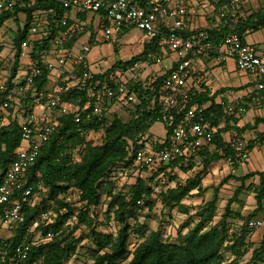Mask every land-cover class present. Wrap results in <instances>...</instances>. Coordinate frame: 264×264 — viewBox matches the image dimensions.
Here are the masks:
<instances>
[{
    "label": "trees",
    "instance_id": "1",
    "mask_svg": "<svg viewBox=\"0 0 264 264\" xmlns=\"http://www.w3.org/2000/svg\"><path fill=\"white\" fill-rule=\"evenodd\" d=\"M139 1L144 7H150V0ZM19 11L25 12L27 19L13 39L16 50L11 64L10 79L21 75L23 71L22 43L30 34L34 12L44 11L48 13L51 30L41 40L31 41L30 48L32 56L43 69V75L37 79L36 87L38 90H46L50 84L51 71L45 67L42 55L52 49L51 39L60 32V27L56 28V24L66 10L59 0H45L34 5L18 3L14 11L2 13L0 26ZM236 16L231 20L233 21ZM256 17H259V14L251 15L234 25L231 22L229 25L223 24L219 29L188 30L187 34L206 31L216 44L229 33H238L244 40L247 30H257L264 25L263 21L255 20ZM161 39V35L151 38L145 44L142 53L126 62L118 60L107 72L98 74L97 77H103L138 60L146 59L151 52L163 55L159 45ZM63 45L66 46L65 42ZM81 75L82 73H79V76ZM69 82L70 80L61 83L66 87L63 92L64 99L80 105L90 100L85 88L70 85ZM160 85V83L144 85L137 82L130 87L136 92L138 100L133 107H126L134 108L128 122H124L118 110L109 111L108 115L100 118L92 115L89 109L80 113V121L76 120L75 113L60 116L55 132L42 146L37 160L26 174L28 186L39 194L40 201L34 206L26 207L25 223L16 225L9 237H0L7 244L4 264H66L84 239L75 237V232L81 225L91 230L90 237L97 247L93 255V264H264V236L258 245H255L250 238L256 230L249 227L252 219L264 214V171L249 172L243 176L229 174L224 177L213 189L212 200L205 203L194 215L189 216V223L194 222L195 217L199 220L193 227H189L186 233L179 234L177 243L165 240L160 230L148 232L146 225L138 222L131 225L128 222L130 215L137 217L145 206L153 210L154 180H162L166 175L173 179L172 173L177 171L187 173L194 169L196 163H201L202 169L193 177H189L185 183H177L175 187H169L159 194L164 206L177 208L188 214L190 207L182 202L186 197L193 196L195 190L196 194L208 190V187L203 186V180L210 173L214 162L232 158L234 166L240 163L237 147L223 138V133L230 130L228 124L234 118L231 116L236 114L228 116L221 104L213 102L205 110L206 120L214 127L225 121L226 126L217 129L210 145L201 148L191 157H177L154 167L137 166L135 151L141 135L161 120ZM210 100L208 94L200 95L193 98L192 105L204 106ZM259 121L264 122V119ZM247 128L248 126L244 127ZM92 134L99 135L100 141L91 138ZM263 140L264 133L245 150L250 152ZM22 143L23 130L17 119L0 127V182L15 160L16 151ZM118 173L126 176L131 173L136 175V181L130 184L127 192H123L122 189L114 192L120 188ZM230 181H237L239 185L228 200L220 220L214 223L220 190ZM103 184L110 188L107 215L114 213L120 224L116 235L94 229L95 218L91 208H97L102 204ZM70 190H76L77 200L72 201ZM246 193H253L256 202L255 209L247 216L232 209L234 202L242 204L241 197ZM43 212L51 214L52 223L47 224V221L41 219L40 215ZM74 216L76 224L69 222ZM36 223L35 229L41 233L40 239H35L31 231V227ZM72 224L74 226H71ZM50 231L54 232L55 236L48 239L47 234ZM133 233L144 240L131 248L130 237ZM27 238L32 242L29 257L22 261L14 260L15 246ZM226 252L232 255L231 259L226 258ZM249 253L250 259L244 262V257Z\"/></svg>",
    "mask_w": 264,
    "mask_h": 264
},
{
    "label": "built area",
    "instance_id": "2",
    "mask_svg": "<svg viewBox=\"0 0 264 264\" xmlns=\"http://www.w3.org/2000/svg\"><path fill=\"white\" fill-rule=\"evenodd\" d=\"M45 0H0V16L5 11H14L18 3L34 5ZM66 13L56 25H70L67 12L76 8L83 12L99 13L103 17V35L108 41H116L126 30L138 29L148 38L161 35V48L173 52L177 59L170 72L164 76L153 73L147 84L160 85V122L167 130L162 140L152 129L146 131L139 139L135 151V163L140 168L154 167L162 162H169L177 157H191L199 150L210 145L217 132L205 117L206 106L192 105L193 94L189 81L194 77L193 68L196 59L205 54L214 53L220 61L234 59L239 70L249 73L252 82L259 91L264 92V58L257 50L244 42L238 33L225 35L219 44L214 43L206 31L187 34V15L190 11L187 0H152L150 7H144L139 0H59ZM202 3L218 4V15L224 25H229L237 15L240 0H200ZM46 12L38 11L34 15L29 36L23 41L22 75L10 79L11 72L0 68V127L17 119L22 126L23 142L16 151V158L9 166L0 182V228L23 224L26 222V207L34 206L40 201L39 194L27 184L28 169L37 160L42 146L55 132L59 118L64 114H77L91 109V114L100 118L109 111L133 107L137 103V94L131 86L144 78V61H136L125 68L117 69L103 77L91 70L87 56L89 47L74 53L63 48L67 31H60L51 39L52 49L45 51L42 60L50 71L62 78L68 74L70 85H79L88 91L89 101L83 105L66 100L63 92L66 87L58 85L53 91L38 90L36 82L43 75V69L31 54L30 42L41 40L51 30ZM47 14V13H46ZM69 28L78 29L80 23ZM6 37L0 32V47L5 45ZM14 50L15 44L13 43ZM148 59L156 64L163 63V56L155 52ZM24 66V67H25ZM23 67V65H22ZM79 73H82L79 76ZM104 73V72H103ZM164 76V77H163ZM163 77V79H161ZM229 115L246 112L243 105L222 104ZM170 132V136L168 135ZM264 147V140L256 144ZM237 156L248 160L250 152L238 143ZM233 163V159H229ZM141 201H139V204ZM41 219L48 218V213H41ZM76 217L69 222L73 223ZM53 220L48 218L47 224ZM37 223L34 225L36 226ZM250 229L264 228V216L256 217L249 222ZM55 233L50 231L47 238ZM32 242L24 239L14 248V260H25L29 257ZM7 257V244L0 238V264Z\"/></svg>",
    "mask_w": 264,
    "mask_h": 264
},
{
    "label": "rangeland",
    "instance_id": "3",
    "mask_svg": "<svg viewBox=\"0 0 264 264\" xmlns=\"http://www.w3.org/2000/svg\"><path fill=\"white\" fill-rule=\"evenodd\" d=\"M92 13V12H91ZM27 19L26 13L23 11H19L13 15L10 19L6 21V23L0 26V32L2 36L7 37L5 41V45L1 47V49H7V53L4 52V60L1 62L0 68H5V70H9L11 66V60H13V52L15 51L12 48L13 37L18 30V28L24 23ZM104 24L101 20H97L92 28V32L94 34V43L92 45L88 44L90 54L92 57V61L90 63L91 69L93 72L100 74L104 72L106 69L111 67V65L118 59L126 62L129 61L133 55L140 52L142 49V43L136 40V37L139 35L138 29H132L130 32L120 35L116 41H108L103 35ZM81 44L75 45L73 48L74 53H78L80 50ZM117 48L119 50L118 54L114 53V49ZM162 53H168L169 50L166 48H161ZM145 74L147 75L150 70H154L158 68V72L161 73L160 65L156 64L155 62H145L144 63ZM120 115L124 122H128L132 117V113L134 112V108L126 109L122 108L119 109ZM153 131L156 134L160 135V138L163 140L166 137L167 130L164 128L161 122H157L154 127ZM91 138L95 139L97 142L100 141L99 135H91ZM26 141L23 142V145H26ZM264 152V147L262 149ZM253 158L249 159L248 162H244L240 168L236 170L237 174H243L245 169L252 164ZM202 169L201 163H196L194 165V169L190 170L187 173L182 171H177L171 174L170 176L166 175L162 180H154L152 185L155 187V193L152 195V200L154 201L155 205L153 210H150L148 207H144L141 212L138 213L137 217L131 216L129 217V223L131 225L136 224L137 222L147 226L148 232L151 230H160L163 234V238L168 242L177 243L179 234L186 233L189 227H193L194 223H196L199 218L195 217L194 222L189 223V216L194 215L199 208H202L205 203L212 200L213 198V189L217 186L220 181L226 177V173L229 171L225 166H219L218 168H211L210 173L205 177L203 180V186L208 187V190L203 192L202 194H196L197 190L193 191L195 193L193 196L186 197L183 200V204L190 207V212L187 214L185 212H181L177 208H171L168 206H164L162 204L161 198L159 194L161 191L167 190L169 187H175L177 183H185V181L189 177H193L198 171ZM120 177H119V176ZM176 175V176H175ZM119 177L118 185L119 189L115 190L114 192L117 193L122 189L123 192H127L129 190L130 184L136 181L135 174L129 175H120L117 174ZM239 183L230 181V183L226 184L220 190V196L218 200V209L216 216L214 218V223L220 220L221 215L225 212V206L228 200L233 196L235 189ZM108 185L103 184L101 186L102 191V204L97 208H91L92 213L95 218V226L94 229L97 231H102L105 233H111L116 235L120 224L115 219L114 213L107 215L108 210V201L110 200L108 197L109 191ZM70 197L72 201L78 199V193L76 190H70ZM64 196V195H60ZM242 204L239 202H234L232 204V209L241 212L243 215L247 216L250 214L256 207V202L254 199L253 193H246L242 197ZM264 215H261L263 217ZM48 218L53 220V217L50 213H48ZM43 219L45 221H48ZM74 224H76L74 222ZM72 224L71 226H74ZM189 224L187 227L186 225ZM14 227L4 226V228H0V237H7V235H11L15 229ZM31 231L33 232V237L35 239L41 238V233L35 229V226L31 227ZM91 230L88 229L86 226L81 225L79 229L75 232V237H83V241L79 244L77 248V252L68 260L66 264H93V255L97 251V247L92 242L90 237ZM264 236V228H260L254 231V235L250 238V241L255 245L262 240ZM144 240L143 237L137 236L134 233L131 234L130 237V245L131 248L134 245H138L140 242ZM227 259H231L232 255L229 252L225 253ZM251 253L247 254L243 261L246 262L250 259ZM130 259V258H129ZM128 259V260H129Z\"/></svg>",
    "mask_w": 264,
    "mask_h": 264
},
{
    "label": "crops",
    "instance_id": "4",
    "mask_svg": "<svg viewBox=\"0 0 264 264\" xmlns=\"http://www.w3.org/2000/svg\"><path fill=\"white\" fill-rule=\"evenodd\" d=\"M151 1L152 0H150V2ZM187 3L190 9L186 18L189 31L207 28L219 29L223 26V22L218 15V4L206 5L200 0H187ZM36 12H34V15ZM44 14L46 20H48V13ZM255 14H259V17H256L255 20L263 21L264 23V0H240L237 16L233 19L232 23L234 25L240 20H245L251 15ZM13 15L11 17H13ZM67 15L70 25H73L74 23H80V28L73 29L69 28L70 25L68 27L56 25V28L60 27L61 32L67 31V34L64 38L66 46L63 45V48H65V50L74 52L73 48L75 45L81 44V48L79 50L80 52L84 47L88 46V44L92 45L94 43V34L91 31V26H93L97 20H101L103 23V17L99 13L83 12L76 8L69 10ZM22 25L20 27H22ZM131 30H126V33L130 32ZM138 31L139 35L136 37V40L142 43V49L132 57L142 53L145 44L150 41V38H148L144 32L140 30ZM126 33H123L122 35ZM244 41L245 43L253 46L257 50L258 54L264 58V25L257 30H247L244 35ZM11 42L14 43L13 41ZM116 49L117 48L114 49V53L118 54L119 50L117 49L116 51ZM6 50L7 49H1L0 47V65L4 60V52L7 53ZM90 53L91 52L89 50L87 56L89 62L91 63L92 57ZM14 54L15 51L13 52V58ZM162 56L163 63L160 65L161 73L158 72V68L150 70L149 73L147 75L145 74L144 78L139 81L141 84H147V81L150 78L148 76H151L153 73L164 75L170 72L177 57L171 51H169L167 54L163 53ZM118 60H116L113 64H115ZM142 61L148 62L151 60H149L147 57ZM12 62L13 60H11V64ZM25 65L26 62L23 64V68H26ZM111 67L106 69L104 73L107 72ZM3 70H5V68H3ZM9 71L11 72V66ZM22 74L23 73H21V75ZM100 74H103V72ZM193 74L194 77L189 81L191 93L194 97L208 94V97L211 100L204 105L206 108L209 107L213 102L221 105L224 103L233 104L235 106L243 105L246 107L245 113L235 116L227 114L223 108V111L228 116L234 117L228 124V126H230V130L223 133V138L226 142L231 143L232 146L236 147L238 146V143H242L243 149L245 150L250 143L254 142L262 135V133H264V122L259 121V119H264V92L259 91L256 88V85L252 82V76L249 73L239 70L234 59L220 61L217 58V55L214 53L202 55L195 61ZM67 77L68 74L66 73H64L62 78H58L53 73V75H51L50 84L47 86L46 90L53 91L56 89V87H58V85H62L61 83L64 82V79L67 80ZM224 126H226V122L222 121L216 128L219 129ZM247 126L248 128L244 129V127ZM157 135L160 136L159 134ZM262 149L263 147H256L255 145L252 150H250L249 159L253 158L252 164L245 169L243 174H237L236 170L240 168L244 162H248L249 159L242 160L239 158L240 163L238 166H234V164L229 160L230 158L222 159L220 161L214 162L211 168L214 169L222 165L225 166L229 171L226 173V176L229 174L243 176L249 172L264 171V152ZM257 179L258 177L256 178V181H258ZM9 236L10 235H7V237Z\"/></svg>",
    "mask_w": 264,
    "mask_h": 264
}]
</instances>
